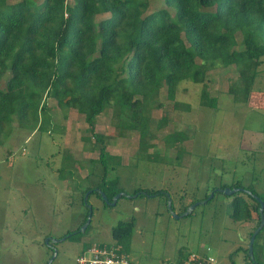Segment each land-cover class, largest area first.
I'll use <instances>...</instances> for the list:
<instances>
[{
  "label": "rangeland",
  "instance_id": "374dc122",
  "mask_svg": "<svg viewBox=\"0 0 264 264\" xmlns=\"http://www.w3.org/2000/svg\"><path fill=\"white\" fill-rule=\"evenodd\" d=\"M146 1V14L165 8L164 0ZM17 2L2 0V5L9 10ZM169 12L175 20L174 10ZM107 17L100 15L97 21ZM250 65L254 68L255 62ZM202 70L203 83L183 81L174 101L160 90L150 105L145 136L124 129L113 103L107 106L95 127L115 158L110 164L117 165L107 173L94 163L98 148L84 117L75 110L60 109L44 94L40 103L44 113L38 122L13 117L10 127L0 133V264H48L54 251L47 239L58 253L51 264H74L83 247L106 244L103 241L111 240L112 228L130 220L135 221V229L123 245L129 261L136 255L141 259L138 264H172L181 248L196 252L201 246L204 251L208 248L216 264H232L230 255L235 264H242L241 254L233 253L247 247L255 221H232L225 206L232 198L217 192L181 220H174L167 206L160 215L154 198L139 196L134 205L129 200L137 189H166L174 204L183 206L195 199L204 201L206 194L208 199L215 186L236 182L242 189L264 194V58L246 100L228 93L237 79L234 68L209 63ZM204 87L207 99L201 97ZM211 98L217 101L215 108L207 105ZM158 103L160 108L155 107ZM175 133L182 134L181 141L168 142L167 137ZM115 180V185L110 184ZM111 185L121 190L114 197L129 196L121 195L115 205H106L88 190L96 187L99 192V187ZM88 205L92 217L85 232L56 243L82 224ZM260 239L264 243V234ZM82 254L89 257L86 251Z\"/></svg>",
  "mask_w": 264,
  "mask_h": 264
},
{
  "label": "trees",
  "instance_id": "16d2710c",
  "mask_svg": "<svg viewBox=\"0 0 264 264\" xmlns=\"http://www.w3.org/2000/svg\"><path fill=\"white\" fill-rule=\"evenodd\" d=\"M67 1L18 0L6 10L0 0V133L10 127L15 116L26 123L38 122L44 113L40 103L46 94L60 109H73L84 117L98 148L94 163L107 173L109 167L113 170L117 165L110 164L109 160L115 158L95 127L96 118L109 104L118 110L124 129L139 130L145 136L148 114L160 90L165 91L167 100L174 101L183 81L203 83L202 66L209 63L234 68L237 79L228 93L241 94L245 100L249 96L257 66L264 58V0H164L165 8L150 14H146V0H72V5ZM170 10H174L175 20ZM106 14L107 18L97 21L98 16ZM252 61L254 68L250 67ZM205 88L201 97L207 99ZM216 103L211 98L207 105L215 108ZM46 125L41 129L46 130ZM181 138V133H175L167 140L176 143ZM103 183L107 186L108 182ZM112 185L99 187V192L94 190L96 187L88 190L105 204L101 193L111 202L121 191ZM235 187H241L240 183L213 187L211 200L220 189ZM246 190L251 195H225L232 198L225 206L230 208L228 217L232 221H255L249 243L260 224V203L253 196L264 203V194L254 188ZM132 194L163 196L166 201L167 195L171 198L163 189H137ZM207 197L208 194L203 199ZM200 200L183 205L179 214ZM80 226L67 232V239L79 234ZM133 228L134 221L130 220L119 222L111 230L114 245L120 246L122 252ZM263 234L264 227L255 237L253 260L248 244L233 253L241 254L242 264H264V243L260 241ZM229 259L235 264L232 255Z\"/></svg>",
  "mask_w": 264,
  "mask_h": 264
},
{
  "label": "built area",
  "instance_id": "2783aa9c",
  "mask_svg": "<svg viewBox=\"0 0 264 264\" xmlns=\"http://www.w3.org/2000/svg\"><path fill=\"white\" fill-rule=\"evenodd\" d=\"M208 248L202 253L191 252L179 264H216L213 256L208 254ZM86 254L79 255L76 264H129L120 246L95 244L86 250Z\"/></svg>",
  "mask_w": 264,
  "mask_h": 264
},
{
  "label": "water",
  "instance_id": "95a60500",
  "mask_svg": "<svg viewBox=\"0 0 264 264\" xmlns=\"http://www.w3.org/2000/svg\"><path fill=\"white\" fill-rule=\"evenodd\" d=\"M221 193H223L224 195L226 196H230V195H233L235 193H238V192H244V193H247V194H250L251 195V192L248 191V190H245V189H242L240 187H235V188H225V189H220L219 190ZM103 199L106 201V203H108L107 201V198H106V195L104 193H101ZM122 196H129L127 194H124L122 193L121 194ZM121 195H117L116 197H114L112 199L111 202H109V204L111 205H115L117 200L119 199V197ZM129 197H132V196H129ZM213 197V192L211 193L210 197L204 201H196L195 203L191 204L184 213L180 214V215H177L173 210H172V200L171 198L169 197V195H167V208H168V211L169 213L171 214V216L175 219H179V218H184V217H187L189 214H191L195 208L197 206H200L204 203H206V201L210 200L211 198ZM254 198H256L257 200H259V203H260V209H259V213H260V224L259 226L256 228V230L253 232L252 236L250 237L249 239V243H248V253H249V256L251 257V259L253 260V243H254V240H255V237L256 235L263 229L264 227V214H263V210H264V203L258 198L256 197L255 195L253 196ZM87 199V198H86ZM86 201V200H85ZM85 204L87 205V203L85 202ZM88 208V216H87V219H86V222L84 225H82V227L79 229V232L83 233L85 232V229L87 228V226L90 224L91 222V217H92V208L91 206H87ZM62 240H56V243H59L61 242ZM57 256V252L56 250H54V256L52 258V260L48 263V264H51L52 261L55 259V257Z\"/></svg>",
  "mask_w": 264,
  "mask_h": 264
},
{
  "label": "crops",
  "instance_id": "0c3cea01",
  "mask_svg": "<svg viewBox=\"0 0 264 264\" xmlns=\"http://www.w3.org/2000/svg\"><path fill=\"white\" fill-rule=\"evenodd\" d=\"M164 190H166V189H164ZM168 191V190H167ZM169 192V191H168ZM169 194H170V196H171V199H172V194H171V192H169ZM138 197L139 196H132V198H130L129 200H131V202H132V204L134 205V202H138L137 200H140V199H138ZM141 197V196H140ZM143 198H145V197H143ZM151 198H154L155 200H158L157 201V206H158V208H159V211H160V215H162L163 214V210H164V208H165V206H166V204H167V201H166V199L163 197V196H161L159 199H156L157 197L155 196V197H151ZM180 198V197H179ZM172 201H173V199H172ZM178 202V201H177ZM191 203V202H190ZM173 205H174V212L177 214V215H180L179 213H180V210H181V207H182V203L181 202H178V204H174V202H173ZM163 209V210H162ZM196 209V208H195ZM194 212V211H193ZM171 215V214H170ZM172 217V216H171ZM173 218V217H172ZM185 218V217H184ZM174 220H181V219H183V218H179V219H175V218H173ZM134 223H135V221H134ZM134 229H135V224H134V228H133V231H134ZM99 241V240H98ZM103 242H106V244L107 245H114L113 243H114V241L112 240V237H111V240H108V241H103ZM95 243H100V242H95ZM78 245H80L79 243H78ZM95 245V244H94ZM98 245H102V243L101 244H98ZM91 247V245H89L86 249L83 247V249H81L79 252V255L81 254V252H85L87 249H89ZM80 248V247H79ZM205 249V248H204ZM191 252H193V251H191ZM191 252H184L183 251V249L181 248V250L178 252V257L177 258H175V256H174V258H173V262H172V264H179L189 253H191ZM202 252H204V250H203V248L200 246V247H198L197 248V251H196V253H202ZM124 253V252H123ZM125 254V253H124ZM78 255V256H79ZM126 255V254H125ZM77 256V257H78ZM126 256H128V255H126ZM76 257V258H77ZM76 260V259H75ZM130 260L131 261H129V264H138V263H141V259L139 258V256H136V255H131V258H130ZM168 263V262H167ZM74 264H76V262H74Z\"/></svg>",
  "mask_w": 264,
  "mask_h": 264
},
{
  "label": "flooded vegetation",
  "instance_id": "af4514ba",
  "mask_svg": "<svg viewBox=\"0 0 264 264\" xmlns=\"http://www.w3.org/2000/svg\"><path fill=\"white\" fill-rule=\"evenodd\" d=\"M68 232H70V231H68ZM66 234H67V233H66ZM66 234L63 235V236H62L63 238H61V239H59V240H62V241L67 240ZM46 244L49 246L50 249H52L53 251L55 250V245L51 244L50 239H47ZM57 254H58V253H57Z\"/></svg>",
  "mask_w": 264,
  "mask_h": 264
}]
</instances>
